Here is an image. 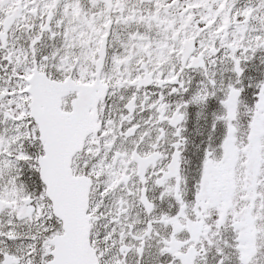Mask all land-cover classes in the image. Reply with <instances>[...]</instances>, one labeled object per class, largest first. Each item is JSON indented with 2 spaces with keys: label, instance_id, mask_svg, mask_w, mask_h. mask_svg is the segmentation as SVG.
I'll return each mask as SVG.
<instances>
[{
  "label": "snow or ice",
  "instance_id": "1",
  "mask_svg": "<svg viewBox=\"0 0 264 264\" xmlns=\"http://www.w3.org/2000/svg\"><path fill=\"white\" fill-rule=\"evenodd\" d=\"M0 264H264V0H0Z\"/></svg>",
  "mask_w": 264,
  "mask_h": 264
}]
</instances>
